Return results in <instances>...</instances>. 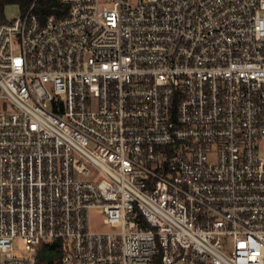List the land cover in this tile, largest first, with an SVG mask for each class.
Here are the masks:
<instances>
[{"label": "built area", "instance_id": "1", "mask_svg": "<svg viewBox=\"0 0 264 264\" xmlns=\"http://www.w3.org/2000/svg\"><path fill=\"white\" fill-rule=\"evenodd\" d=\"M60 2L0 23V264H264V0Z\"/></svg>", "mask_w": 264, "mask_h": 264}, {"label": "trees", "instance_id": "2", "mask_svg": "<svg viewBox=\"0 0 264 264\" xmlns=\"http://www.w3.org/2000/svg\"><path fill=\"white\" fill-rule=\"evenodd\" d=\"M34 3V14L42 22L50 16L63 17L67 13V7L60 0H0V23L7 21L5 9L8 6H18L21 14H25ZM62 258L60 244L44 243L39 248L37 264H62Z\"/></svg>", "mask_w": 264, "mask_h": 264}, {"label": "rangeland", "instance_id": "3", "mask_svg": "<svg viewBox=\"0 0 264 264\" xmlns=\"http://www.w3.org/2000/svg\"><path fill=\"white\" fill-rule=\"evenodd\" d=\"M20 15H21V11L18 6L12 5V6H8L5 9V18L7 21L16 19ZM91 225H92V228L96 231L105 230V226L103 225V216L99 210H95L92 212ZM16 251L20 254H25L24 248L20 246V243H16Z\"/></svg>", "mask_w": 264, "mask_h": 264}]
</instances>
